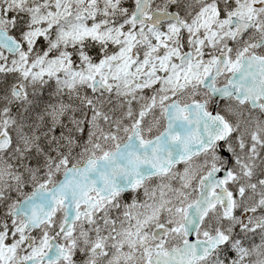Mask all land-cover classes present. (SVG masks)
Returning <instances> with one entry per match:
<instances>
[{"label":"snow or ice","instance_id":"obj_1","mask_svg":"<svg viewBox=\"0 0 264 264\" xmlns=\"http://www.w3.org/2000/svg\"><path fill=\"white\" fill-rule=\"evenodd\" d=\"M0 264H264V0H0Z\"/></svg>","mask_w":264,"mask_h":264}]
</instances>
